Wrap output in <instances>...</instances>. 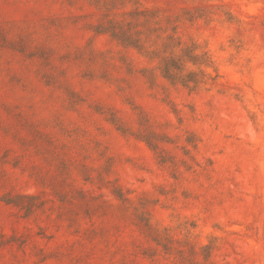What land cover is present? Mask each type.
<instances>
[{"label": "rangeland", "instance_id": "obj_1", "mask_svg": "<svg viewBox=\"0 0 264 264\" xmlns=\"http://www.w3.org/2000/svg\"><path fill=\"white\" fill-rule=\"evenodd\" d=\"M143 8L204 83L110 36ZM0 264H264V0H0Z\"/></svg>", "mask_w": 264, "mask_h": 264}, {"label": "trees", "instance_id": "obj_2", "mask_svg": "<svg viewBox=\"0 0 264 264\" xmlns=\"http://www.w3.org/2000/svg\"><path fill=\"white\" fill-rule=\"evenodd\" d=\"M158 11L156 8H143L130 12L129 20L111 26L110 36L122 46L144 50L150 61L157 62L152 70H158L165 80L195 89L204 83L206 75L203 72L188 70L186 66L189 63L192 65L203 63L200 60L204 56L196 55L194 48L183 46V43L174 37L176 27L171 28L173 34L167 33V29L161 25L162 19H157ZM153 37L155 41L147 48L145 45Z\"/></svg>", "mask_w": 264, "mask_h": 264}]
</instances>
